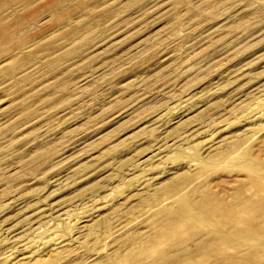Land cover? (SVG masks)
<instances>
[{"label":"rangeland","instance_id":"374dc122","mask_svg":"<svg viewBox=\"0 0 264 264\" xmlns=\"http://www.w3.org/2000/svg\"><path fill=\"white\" fill-rule=\"evenodd\" d=\"M12 1L0 264H164V208L256 192L264 0Z\"/></svg>","mask_w":264,"mask_h":264},{"label":"bare ground","instance_id":"6f19581e","mask_svg":"<svg viewBox=\"0 0 264 264\" xmlns=\"http://www.w3.org/2000/svg\"><path fill=\"white\" fill-rule=\"evenodd\" d=\"M4 1L0 0V12L7 9ZM31 2L32 0H24L19 6L27 8L26 6L32 5ZM8 8H11L10 12L0 15V55L9 54L6 43L14 39L13 31H8L10 26H7V22L11 18L14 19L17 11L12 10V6ZM11 58L15 64L3 68L1 74L4 77L11 76L12 70L24 68L21 60L15 59L14 56ZM24 76L25 74L22 75ZM248 177L256 192L249 196L243 190L237 189L236 202L210 196L206 201H192L184 207L164 208L167 216L161 235L155 239L152 249L142 251L147 256L156 255V261L168 258L164 264H176L182 258L193 261V252L199 255L200 260L194 261L195 264H264V176ZM205 222L214 223L216 228L211 230L204 227V231L199 229L197 224ZM22 244L24 245V242ZM23 245L20 246L24 248ZM229 249H233L234 254H229ZM185 255L188 257H183ZM208 256L214 257L215 260L207 263L205 259ZM125 260L147 264L144 260Z\"/></svg>","mask_w":264,"mask_h":264}]
</instances>
